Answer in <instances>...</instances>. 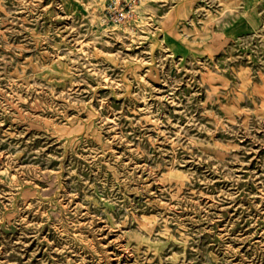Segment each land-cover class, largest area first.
I'll return each mask as SVG.
<instances>
[{
	"label": "rangeland",
	"instance_id": "obj_1",
	"mask_svg": "<svg viewBox=\"0 0 264 264\" xmlns=\"http://www.w3.org/2000/svg\"><path fill=\"white\" fill-rule=\"evenodd\" d=\"M0 264H264V0H0Z\"/></svg>",
	"mask_w": 264,
	"mask_h": 264
},
{
	"label": "built area",
	"instance_id": "obj_2",
	"mask_svg": "<svg viewBox=\"0 0 264 264\" xmlns=\"http://www.w3.org/2000/svg\"><path fill=\"white\" fill-rule=\"evenodd\" d=\"M109 9H112L113 11H109V18L108 20L113 23L121 22L124 18V14L121 11H115L116 6L114 4L109 5Z\"/></svg>",
	"mask_w": 264,
	"mask_h": 264
}]
</instances>
